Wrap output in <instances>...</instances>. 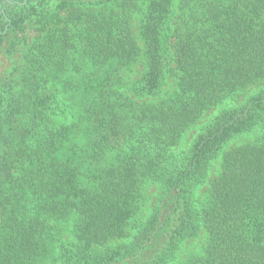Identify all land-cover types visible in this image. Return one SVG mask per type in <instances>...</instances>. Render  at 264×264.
I'll return each instance as SVG.
<instances>
[{"label": "trees", "instance_id": "obj_1", "mask_svg": "<svg viewBox=\"0 0 264 264\" xmlns=\"http://www.w3.org/2000/svg\"><path fill=\"white\" fill-rule=\"evenodd\" d=\"M18 50L0 264H264V0H0Z\"/></svg>", "mask_w": 264, "mask_h": 264}, {"label": "rangeland", "instance_id": "obj_2", "mask_svg": "<svg viewBox=\"0 0 264 264\" xmlns=\"http://www.w3.org/2000/svg\"><path fill=\"white\" fill-rule=\"evenodd\" d=\"M21 51L18 50L14 55H9L5 52L0 53V76H4L6 74H9L12 72L13 68L16 67V65L19 63V57H20ZM138 66L136 65L132 72H127L125 75L130 76L134 78L137 75ZM264 83V79L260 81V84L258 85H252L248 87L246 90V94L251 93L255 91L259 86H261ZM243 99V98H242ZM241 97L232 100V98L225 100L222 103H219L216 106H213L206 111L203 112V114L192 124L187 131L183 135L182 141L179 143L180 146L177 148L183 149L185 148V145L188 140L196 133L199 126L209 121L212 116L219 111L221 108L225 106H234L237 104V102L242 100ZM261 134L259 127L255 128L251 131L243 132L239 135H236L233 137L222 149V151L213 158L210 164V169L208 172V177H211L216 173L220 166L221 158L224 152L232 149L233 147L240 146L246 143L254 142L256 137H259ZM256 141V140H255ZM185 144V145H184ZM205 186V185H204ZM204 188V187H203ZM203 190L202 188L198 189V192L201 193ZM149 192V191H148Z\"/></svg>", "mask_w": 264, "mask_h": 264}]
</instances>
